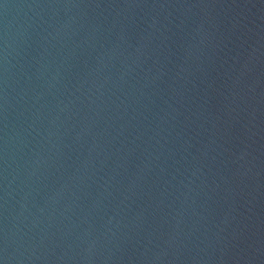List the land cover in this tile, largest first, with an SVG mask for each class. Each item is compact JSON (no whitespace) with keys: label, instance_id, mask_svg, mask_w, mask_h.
I'll use <instances>...</instances> for the list:
<instances>
[{"label":"water","instance_id":"95a60500","mask_svg":"<svg viewBox=\"0 0 264 264\" xmlns=\"http://www.w3.org/2000/svg\"><path fill=\"white\" fill-rule=\"evenodd\" d=\"M0 264H264V0H0Z\"/></svg>","mask_w":264,"mask_h":264}]
</instances>
